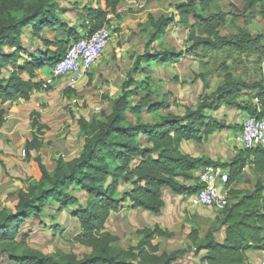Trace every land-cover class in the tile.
<instances>
[{
  "label": "trees",
  "instance_id": "1",
  "mask_svg": "<svg viewBox=\"0 0 264 264\" xmlns=\"http://www.w3.org/2000/svg\"><path fill=\"white\" fill-rule=\"evenodd\" d=\"M68 1L0 0V126L5 115L1 106L29 99L33 91L40 90L41 80L33 81L36 72L45 68L49 75L53 64L63 55L60 53L62 38H50L43 31L66 32L67 39L71 38L69 44L108 24V16L115 12L120 0H104L102 8H85L81 23L85 29L81 28L80 32L61 17L66 9L60 3ZM214 1L182 0L174 4L175 15H147L149 38L143 53L132 56L133 63L121 84V94L111 99L110 112L77 119L83 145L76 157L69 160L59 157L54 168L48 170L39 156H33L31 151L41 147L37 134L43 132L46 125L38 120V112L31 113L32 138L25 141L24 151L40 176L18 193L12 208L0 210V254L7 257L9 264H177L187 253L200 251L205 252L200 259L205 264H248L247 250H264V149L242 148L243 154L241 151L232 162L223 163L180 150L182 140L201 143L215 131L236 128V124H226L209 114L222 106L245 110L250 115H264V76L260 81L249 83L234 77L222 64V82L209 94L200 93L194 109L185 107L182 115L161 113L152 123L143 122L139 117L145 107L150 110L166 107L165 101L151 105L149 87L137 82L136 76L143 73V65L162 59L176 61L184 53L203 59L209 52L225 47L239 53L259 49L262 36H252L240 26H236L233 33L221 34L226 18L223 12L210 11ZM257 3L264 16V0H246L243 10H250L248 16L257 12ZM235 18L229 20L231 25ZM170 25L185 28V49L147 52L151 43L160 39ZM26 30L42 44L33 53L28 52L24 44ZM52 45L56 47L54 51L50 49ZM24 73L28 75L26 80L22 77ZM197 76L203 82L204 91L207 80L201 74ZM252 91L256 103L244 100ZM141 93L144 95L137 102L129 101L131 95ZM127 112L135 122L128 120ZM209 164L228 168L227 187L239 181L246 164H250L257 179L250 189L228 188V204L216 215L215 225L202 237L199 230L192 227L187 235L191 245L165 250L153 241L172 238L173 232L154 225L137 230L138 240L134 245L127 248L116 245L118 237L105 229L112 213L142 209L160 214L165 205L161 189L167 187L177 195L195 194L196 171ZM190 181H193L190 185L186 184ZM121 184L124 188L119 190ZM73 192L84 194L83 201ZM51 200L58 204V212L75 207L71 216L77 229L72 240L90 248L89 253L68 252L54 256L29 250L17 252L28 236L23 234L19 241L16 239L19 223L25 217L41 214L43 206ZM52 228L58 230L59 225ZM222 228L224 238L219 242L215 235Z\"/></svg>",
  "mask_w": 264,
  "mask_h": 264
},
{
  "label": "rangeland",
  "instance_id": "2",
  "mask_svg": "<svg viewBox=\"0 0 264 264\" xmlns=\"http://www.w3.org/2000/svg\"><path fill=\"white\" fill-rule=\"evenodd\" d=\"M140 1L121 0L119 14L126 15L131 22L138 21V26L136 23L132 26L127 25V29L129 31L134 30V46L140 49V53H142L151 31L146 28L147 15L150 14L153 17L175 15L174 4L182 0H151L149 5L146 4L147 6L138 5ZM245 1L215 0L210 6V11L224 13L226 24L221 30L222 35L233 33L236 30L235 27L240 26L252 36H262L259 49L239 53L225 47L209 52L208 56L203 59L184 53L176 61L162 59L143 65V73L138 74L136 80L149 87L150 104L154 105L160 101L166 103V107L158 110H150L149 107L141 109L139 117L143 122L152 123L158 119L161 113L169 112L182 115L185 107L194 109L200 93L209 94L222 82V64L227 66L234 77L243 81L253 83L263 78L264 16L260 10V3H257V12L248 16L251 12L250 10H243ZM61 5L66 7L65 9H71L61 13V17L69 26H74L78 32L81 28L83 31L85 29V26H81L86 13L85 8L104 7L102 6L104 5L103 0H71L66 3L61 2ZM233 16L236 18L233 20L234 25H231L229 20ZM138 28L140 29L138 30ZM138 32L141 34L139 35ZM43 33L50 38L54 36L62 38L63 44L60 53L63 54L71 40V38L67 39V33H62L60 30L43 31ZM186 36L183 26L170 25L160 39L151 43L147 52L153 53L165 49L176 52L184 50ZM23 39L28 52L33 53L39 46H42L40 40L29 36L28 30H26ZM50 49L54 51L56 47L52 45ZM47 66L49 68V65ZM130 68V65H116L112 71L108 67L104 74L92 70L91 73H99V76H95L94 81L90 79L89 83L83 84L82 90L80 87L78 88V85L88 76L83 78L75 88L66 87V80L63 78L56 79L50 87L33 91L29 99H18L1 106L5 110V115L3 124L0 126V210L12 208L17 201L18 193L26 188L28 182L38 180L40 176L32 161L26 159L24 151L25 141L32 138L31 121L33 118L31 113L38 112V120L46 125V129L37 134L41 147L38 151H31V154L39 156L45 167L52 170L59 157L69 160L78 155L83 145V137L77 119L80 117L89 119L92 115L99 117L108 114L111 110V99L121 94V84L126 79ZM47 74L45 73V77L39 79L42 80L41 83L50 75ZM199 74L207 80V87L204 91L203 82L197 76ZM22 77L25 80L28 79L26 73ZM37 78L38 75H35L33 81H36ZM130 88L133 89L134 85ZM253 94V91L248 92L244 100L253 103ZM143 95L144 93L133 94L129 101L134 104ZM223 111L225 108H221L215 115L220 117V120L227 117L224 123L236 124L235 130L239 132L242 123L241 113L246 117V112L243 113V110L240 113L232 109L224 115ZM126 115L128 120L135 122L134 117L129 112ZM224 133L210 135L201 143L185 141L183 142V149H186L193 156H196L198 149V152L207 154L206 157L208 154H216L219 157H224V162H232L236 156L229 154V148L237 147H230L229 136ZM223 169L228 171L227 167ZM193 175L195 176V174ZM255 179L257 176L252 167L245 166L239 176L240 183L244 187H248ZM187 184L190 185L191 182ZM123 188L124 186L121 184L119 190ZM166 191L168 190H165L163 195L166 202L159 215L142 212L145 210L130 209L111 214L105 224V229L118 237L116 245L123 248L134 245L138 240L137 230L158 225L172 231L173 236L172 238H155L154 243L158 242L160 247L165 250L185 248L191 245L187 235L192 227L199 230L201 237L209 227L215 225L214 215L218 214L220 210L204 206V208L196 209V205H202L196 203L194 195L186 198L185 195H177L171 191H168L167 194ZM73 194L83 201L84 194L78 192H73ZM73 209L75 207L64 208L58 212V204L51 200L43 206L41 214L25 217L19 223L16 239L19 241L23 234L28 236L26 243L21 244L19 249H16L17 252L29 250L54 256L68 252H74L77 255L86 254L89 248L74 243L72 240L77 229L76 221L71 216ZM55 225H59L58 230L52 228ZM1 245L5 246L6 243H1ZM186 259H189L187 264H197L199 260L192 253L188 254ZM0 264H9L4 254H0Z\"/></svg>",
  "mask_w": 264,
  "mask_h": 264
},
{
  "label": "built area",
  "instance_id": "3",
  "mask_svg": "<svg viewBox=\"0 0 264 264\" xmlns=\"http://www.w3.org/2000/svg\"><path fill=\"white\" fill-rule=\"evenodd\" d=\"M111 38L112 27L105 24L70 42L63 55L53 64L50 75L41 83V89L50 87L54 80L62 78L66 80V87L75 88L91 73ZM237 141L245 150L256 147L264 149V115H248L241 125ZM227 182L228 173L221 166L209 164L202 167L197 173V190L193 194L196 203L223 210L229 202Z\"/></svg>",
  "mask_w": 264,
  "mask_h": 264
},
{
  "label": "crops",
  "instance_id": "4",
  "mask_svg": "<svg viewBox=\"0 0 264 264\" xmlns=\"http://www.w3.org/2000/svg\"><path fill=\"white\" fill-rule=\"evenodd\" d=\"M69 1H71V0H69ZM120 1H119L118 5L116 7L115 12L111 14L112 17H108L109 18V23L108 24L112 27V30H113L112 38L108 42V44H107V46H106V48L104 50L105 53L103 52V54L101 55V57L98 59V61L95 63L94 67L92 68L93 71L94 70H97L99 73H102V74H104L106 72V70H107L108 67H109V70L112 71L113 68H116V65H128V66L130 65V66H132V63H133L132 56H136L138 54H142L143 53V52L140 53L141 50L138 49V48H136L134 46V41H133V38L135 37V35H133V31L134 30L133 31H129L127 29V25L128 26H132L133 24L136 23V26H138L137 25L138 24V21H136V22L135 21H132L131 22L130 19L126 15H123V14L120 15L119 14V8H120L119 7V4H120ZM149 2L151 3V0L148 1V2L146 0H141L138 3V5H140V6H143V5H146V4L149 5ZM103 4H104V0H103ZM60 5H61V3H60ZM102 6H104V5H102ZM64 8H66V7H64ZM70 10L71 9L68 8V9H66L65 12H68ZM133 10H135V9H133ZM117 14H119V15H117ZM139 29L140 28H138V30ZM140 34H141V32L139 33V35ZM143 51H144V49H143ZM45 73H46L45 68L39 69L36 72V75H38V78H37L38 80L36 79V81H40L39 80L40 78L45 77ZM99 73H94L93 72V73L90 74V76L88 75L87 78L83 79V81H81L79 83L78 88L80 87V89L82 90V88H83L82 85L85 84V83H89L90 79L94 81L95 80V76H99ZM254 103H256V99H254ZM221 108H225V111H223L224 112V115L226 114V112H230V110H232V109H234L236 112H240V113L243 111V110H238V109L230 108V107H226V106H222ZM220 109L217 110V111H214V112H209V114L219 119L220 117L216 116L215 114L218 111H220ZM245 112H246V115L247 116L250 115V114H248L247 111L244 110L243 113H245ZM241 116H242V118H241L242 119L241 125H242L243 122H244V120H245V118L247 116L244 117V115H242V113H241ZM226 118L227 117H225L224 119H221V120L224 122V120H226ZM226 124H230V123H226ZM236 127H237V125H236ZM239 130H240V128H239ZM221 132H225L224 134H226L227 136H229V139H230L229 145H230V147H233V146L234 147H237V148H233V149L232 148H229L230 149L229 150V152H230L229 154H231L232 156H237V154H239L241 151H242V154L244 153L243 150H242V147H241L240 143L237 141V137L239 135V132H237L235 130V128L234 129H223L221 131H215L211 135H215V134L221 133ZM183 142H185V140H182L181 141V143H180V150L182 152H184V153L190 154V152H188L186 149H183ZM186 142H188V141H186ZM206 156H207V154L198 152V149L196 150V157H205V158L209 159L210 161H217L218 163H220V162L223 163L225 161L224 157H219L216 154H208V157H206ZM249 159H251V157H249ZM214 165H216V164H214ZM248 165L250 167V164H246V167ZM199 170L196 171V177H197V173H198ZM255 181H256V179L252 181V183L250 184V186H253L254 183H255ZM187 183H189V182H186V184ZM250 186L248 185V187H244V185L241 184L240 181H235L228 188H230V189L231 188H235V189L249 188L250 189ZM165 190L170 191L167 187H163L161 189L162 199L163 200L165 199V197L163 196ZM168 191H166L167 194H168ZM185 197L186 198L187 197L189 198V196H185ZM165 202L166 201L164 200V203ZM204 207H206V206H204ZM204 207L203 206L196 205V209H198V208H204ZM137 210H141L142 211V209H137ZM142 212L150 213L148 211H142ZM216 214L214 215V218L216 217ZM215 237H216V239L219 242H221L223 240V238H224V228H222L218 232H216ZM89 252H90V248L88 249V252L87 253H89ZM190 253H192L193 256H196V258L198 257L199 260L197 261V264H205L204 262H201V260H200L201 257L205 254L204 251H200L199 253H195V252H190ZM190 253H187L185 255V257H188V254H190ZM246 255H247V258H248V264H264V250H260V249H249V250H247ZM185 257H184V259L180 260L177 264H181V262H183L182 264H187V262H189V259H186L185 260Z\"/></svg>",
  "mask_w": 264,
  "mask_h": 264
}]
</instances>
